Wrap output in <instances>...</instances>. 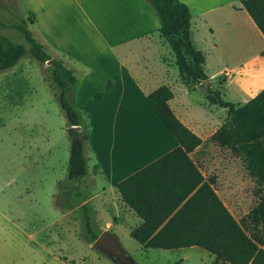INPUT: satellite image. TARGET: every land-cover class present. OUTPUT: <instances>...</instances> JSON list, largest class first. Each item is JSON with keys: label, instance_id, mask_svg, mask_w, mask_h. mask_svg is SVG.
Masks as SVG:
<instances>
[{"label": "crops", "instance_id": "crops-1", "mask_svg": "<svg viewBox=\"0 0 264 264\" xmlns=\"http://www.w3.org/2000/svg\"><path fill=\"white\" fill-rule=\"evenodd\" d=\"M178 1L191 13V40L205 56L208 77L190 92L163 59L170 50L159 36V20L148 0H16L21 18L32 20L28 27L33 38L78 79L68 97L78 111L90 116L84 156L87 168L93 164L90 183L95 179L104 183L98 193L82 202H91V209L98 212L95 221L103 222L97 224L99 228L109 227L107 231L116 234L123 228L130 235L143 223L122 201L116 184L178 147L147 100L149 94L166 86L173 94L168 104L174 115L201 139L189 154L191 162L241 228L264 249V220L255 209L264 196L251 207L234 198L246 189L242 186L247 178L244 166L254 165L236 146L225 144L220 126L226 109L209 104L207 92L199 100L191 98L192 93L207 88L220 91L223 97V90L231 84L235 96L245 98L233 104L244 105L258 94L264 88V58L260 56L264 37L241 9V0ZM20 61L14 70L5 72L13 75ZM209 65L215 68L212 73L206 70ZM175 87L181 89V100ZM98 94L101 97L96 99ZM210 112L222 115L214 122ZM93 126L100 127L95 130ZM85 177L76 181L78 186ZM248 184L253 185L251 180ZM111 210L112 217L104 221V212Z\"/></svg>", "mask_w": 264, "mask_h": 264}, {"label": "trees", "instance_id": "trees-1", "mask_svg": "<svg viewBox=\"0 0 264 264\" xmlns=\"http://www.w3.org/2000/svg\"><path fill=\"white\" fill-rule=\"evenodd\" d=\"M148 2L159 20V36L170 50V55L163 57L165 62L178 72L189 92L206 83L205 56L191 40L189 8L178 0ZM241 6L264 37V0H241ZM31 21L28 18L14 26L24 36L28 50L0 35V73L15 67L27 54L41 65L51 60L28 29L27 22ZM260 56L264 58V51ZM47 69L67 125L80 127L79 132L69 130L67 178L76 182L87 174L84 147L90 116L78 111L68 98V92L78 83L73 71L60 60H54ZM110 86L109 83L107 89ZM100 97L98 94L95 98ZM172 98L169 88L161 86L147 100L177 140L178 147L116 184L122 201L143 220L130 233L131 238L147 249L169 251L197 247L213 256L214 264H264V249L241 228L191 162L189 154L201 144V139L174 115L168 104ZM206 99L209 104L226 109V118L220 126L225 144L241 150L264 176V88L241 106L223 100L220 91L210 88ZM255 209L264 220V198ZM84 225L94 242L100 233L87 215Z\"/></svg>", "mask_w": 264, "mask_h": 264}, {"label": "rangeland", "instance_id": "rangeland-1", "mask_svg": "<svg viewBox=\"0 0 264 264\" xmlns=\"http://www.w3.org/2000/svg\"><path fill=\"white\" fill-rule=\"evenodd\" d=\"M27 19L21 18L16 0H0V35L28 50L24 36L14 29ZM47 68L48 64H38L27 54L13 75L0 74V264H116L92 248L86 233L85 215L97 232L109 229L99 228L103 222L95 221L98 212L91 209V202H82L98 193L104 183L97 179L90 183L92 163L79 186L67 178L70 127ZM214 69L209 65L206 70L212 73ZM216 87L214 81L213 89ZM175 92L181 100V89L175 87ZM206 92L197 90L191 98L199 100ZM223 93L227 102L245 99L235 96L234 84ZM208 115L216 122L222 113ZM194 116L201 118L202 114ZM93 127L98 130L100 126ZM244 173L247 178L242 186L246 189L234 198L251 207L264 196V176L252 165H245ZM113 211L104 212V221ZM117 232L113 233L119 243L137 264H214L200 249L144 250L126 230Z\"/></svg>", "mask_w": 264, "mask_h": 264}, {"label": "water", "instance_id": "water-1", "mask_svg": "<svg viewBox=\"0 0 264 264\" xmlns=\"http://www.w3.org/2000/svg\"><path fill=\"white\" fill-rule=\"evenodd\" d=\"M54 62L53 59L46 62L51 65ZM74 131L79 132L80 127H71ZM92 248L98 253L110 258L116 264H137L123 249L118 241V237L115 233L110 231H102L92 244Z\"/></svg>", "mask_w": 264, "mask_h": 264}]
</instances>
